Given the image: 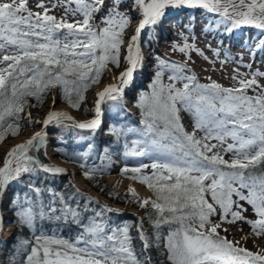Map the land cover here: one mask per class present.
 <instances>
[{"label": "snow or ice", "instance_id": "snow-or-ice-1", "mask_svg": "<svg viewBox=\"0 0 264 264\" xmlns=\"http://www.w3.org/2000/svg\"><path fill=\"white\" fill-rule=\"evenodd\" d=\"M121 2L122 0H113L107 14L101 17L104 26L97 29L93 21L103 11L105 0H64L61 5H53V8H64L65 15L59 20L48 14L49 9L42 0L37 4L42 12L36 13L28 10L27 0H0V50L6 46L16 49L12 54H5L0 58V139H3L5 131L19 129L18 122L7 123L6 127L5 124L9 119L15 118L18 121L22 118L20 113L25 106H29L27 97L42 100V93L50 87L60 85L68 98V104L78 109L83 96L77 88L78 99H73V89L69 88V84L75 86L76 81H70L67 77L75 76L80 80L87 78L95 82V78L101 74L100 68L95 67L97 64L103 67L106 61H111L119 66V46L123 43V33L132 19L128 13L119 11ZM72 4H75V8L71 7ZM132 4L134 10L139 11L141 19L128 44L129 54L125 59L129 67L120 74L121 86H108L97 94V116L100 115V105L105 97L114 101L122 98L123 87L131 82L133 71L141 61V32L146 25L157 24L166 8L187 6L216 13L221 17L217 24L230 25L226 27L227 31L241 24H251L264 30V0H250L249 3L245 0H239L238 3L236 0H132ZM131 10L133 9L129 11ZM69 13L73 17L79 13L83 19L69 23L66 19ZM233 16L238 18L233 19ZM61 29L66 32L60 33ZM57 34L63 35V44ZM30 37H35V41ZM41 40L44 42H40ZM191 47L185 44L179 47V51L184 53ZM256 47L257 50L264 49V43L257 44ZM157 59L159 70L150 84L152 92L150 95L141 93L137 102V106L141 108V124L144 128L128 129L130 132H139L141 139L132 141L130 151L126 145L124 156L153 158L151 167L159 184L156 194L158 200L165 201V204L151 203L160 217L154 221V226L158 229L162 223L173 222L164 216L166 210L180 224L178 229L170 231L166 237L164 247L167 249V259L172 264H261L264 262V255L234 247L231 241L219 236L217 229L224 222L246 220L242 215V206L232 199L235 195L252 206L258 219L247 222L257 236L264 235V174L257 176L250 171L255 164H264V85H260L255 79L256 76L264 77V73H251V79L238 80L239 88L228 89L216 83L199 84L195 77L183 74L182 65L162 57ZM165 67L172 69L167 94L163 87H158ZM177 81L183 82L182 88L175 87ZM248 89L257 94L248 96ZM217 100L219 107L215 103ZM177 104L192 111V133L184 132L182 125L175 122L173 114L178 111ZM72 119L67 113L50 111L42 123L47 127L53 121L60 123L62 120ZM100 123V119L94 118L87 122H74V127L95 130ZM197 130L204 132L203 140L196 137ZM108 133L117 138L125 134L124 129L115 125L110 126ZM12 134L17 132L13 131ZM45 136L44 132H36L7 153L4 164L0 167V194L10 181L20 178L22 174H36L41 170L53 174L66 172L62 168L41 164L27 154L30 148L38 149L44 144ZM227 137L233 141L224 149L225 152L233 153L235 158L231 162L225 161L219 154H207L217 147L207 141L216 139L223 144ZM88 147L91 148L92 145L89 144ZM107 151L106 148L105 152ZM82 155L86 159L88 154ZM73 160L79 162L76 158ZM219 165L226 166L230 171L223 170ZM80 166L86 169L83 175L87 179H93L103 172V168L89 167L86 163H81ZM147 167L149 165L141 163L130 171L140 173ZM128 171L125 166L121 173ZM131 178L136 179L135 176ZM140 179L149 188L153 187L150 177L142 176ZM29 188L35 191L36 200L25 194L24 203L16 211L17 223L34 228L37 216L40 219L45 216L49 219L54 217L57 220L63 217L66 221L70 216L71 222L81 227L82 231L74 241L43 234L36 236V244L31 247L27 264H141L131 248L128 225L112 227L104 219V211H112L111 209L105 206L89 217L85 224L79 209L68 205L61 195L59 203L63 207L57 208L56 200L53 199L47 208L40 202L37 212L41 189L31 183ZM243 189L248 190L247 195L243 193ZM76 191L79 193L80 189ZM209 193L212 202L205 198ZM92 203L90 199L87 200L85 210ZM139 204L143 208L149 201L144 200ZM233 206L240 211L233 210ZM58 212L60 215H57ZM213 215H219L221 223H213L210 219ZM138 228L140 238L145 241L147 248L149 244L142 226L138 225ZM22 243L27 245L29 242Z\"/></svg>", "mask_w": 264, "mask_h": 264}, {"label": "rangeland", "instance_id": "rangeland-1", "mask_svg": "<svg viewBox=\"0 0 264 264\" xmlns=\"http://www.w3.org/2000/svg\"><path fill=\"white\" fill-rule=\"evenodd\" d=\"M125 0H122L119 11L121 13H128L132 19L130 21L129 26L125 29L123 33V43L119 46L120 51L118 55L119 60V66L118 67H112L110 65H106L105 67V76L101 79V84L104 80L112 81L115 83L113 86H121V80H120V74L124 72L128 67V63L125 59V57L129 54L127 51L128 44L130 43L131 36L134 34L135 28L138 26V23L141 19V15L138 10H130V7L125 5ZM41 0H27V8L33 13L36 12H42V9L37 7V4L40 3ZM44 5L49 9L48 14L55 16L58 20L64 17V8L63 7H55L53 8V5H61L63 4L64 0H42ZM238 3L239 0H236ZM246 3H249L250 0H245ZM113 0H105L103 11L96 15L94 18V25L97 29L102 28L104 25L101 23V17L105 14H107L109 7L112 6ZM133 5V4H131ZM72 8H75V4L71 5ZM187 6H181V8L177 9L174 13L175 14H169L166 17H162L156 25H146L143 31L140 35L139 40V50L141 54V61L137 65V67L141 64L144 67V71L140 72L137 67L133 71L131 82L123 87L122 92V98H118L117 100H112L108 97H105L103 103V106L101 108L100 115L97 116L96 111L93 110L92 104L89 103V97L92 93V90L95 86H93L91 89H89L86 93V97L84 102L81 104V107L79 110H74L71 107H69L66 104L59 103L57 99V92L55 90H51L48 94L45 103L41 108L36 109H27L23 114V120H22V128L20 131V134H23L25 132H31L38 130L40 128L46 129L44 130V133L47 135L55 133V121L51 122L47 127L43 125V120L46 118L47 114L50 111L53 110V107L59 105H65L67 106L73 114H76L79 118L81 117L83 122L90 121L94 118L100 119L101 123L100 126L95 130L90 129H78L74 127V120H76L75 123H80V119L77 117L74 118L72 124H65L64 132L63 134L57 138H50V144L46 147L44 144H42L38 149H34V158L38 160L41 164H43L40 159L37 156V151L41 150V153L43 154L44 158L49 163L48 166L52 167H58L65 169L66 172L63 174H66L65 181L71 182L72 185H74L77 189H80L81 192L87 194L90 198L97 200L101 203L102 207L104 208L106 206L107 209H111L115 212H124L129 213L130 215L134 216L137 221L134 223L133 228H138V225L142 226V228H146L145 224V207L150 205L153 200V195L151 192L142 184L131 180L127 177H122L118 175L117 170H120L127 167H132L137 165V157L128 156L125 159H121L120 155H110L107 154L105 151L100 153V155L97 153L99 152L101 146L105 143L107 140L106 138V128L111 126V121L113 118L120 119L124 122H138V111L136 108V104L139 100L136 98V94H138L140 91H144L147 93L151 88L150 84L155 79L156 72L158 69V59L157 57L165 58L166 60L170 62H175L176 64L182 65L184 67V75L186 76H192L195 77V80L199 82L200 84H212L216 83L219 84L222 88H228V89H237L239 88L238 80L240 79H251V73L248 71H240L238 69H233L230 71L229 75H225L218 72V75L216 76L215 73H213V69H203L200 66V63L204 61L200 46L202 42L196 41V43H193L194 39L190 37V34L182 33L181 30H173L172 27H167L165 24L170 23L173 24L176 19H182V14L185 13ZM168 9H171V7H168ZM246 10V8L244 9ZM203 12V11H201ZM165 13V12H164ZM209 13V12H208ZM26 14V13H25ZM187 14V13H186ZM211 16L221 17L216 13H209ZM187 16V15H186ZM233 19H236L238 17L233 16ZM67 21L69 23H74L77 20H82L83 17L78 13L75 17H73L70 13L66 17ZM160 25L161 29H165L164 36L161 37V32L158 31L160 29H156L157 25ZM181 28V27H180ZM236 29L246 31V30H255L258 32H264V30L258 29L255 26L251 24H247L245 26L239 25L238 27H235ZM151 29L157 30V35L154 36L156 40L157 46L156 47H149V44L147 43V40L149 39V32L147 31ZM66 30L61 29L60 33H64ZM160 32V34H159ZM153 33V32H152ZM127 34H129L127 36ZM58 38L61 40L62 44L64 41L63 35L57 34ZM145 36L148 38L145 40ZM33 41H35V37H30ZM40 42H44L41 40ZM126 44L125 48L124 45ZM185 44L191 45L192 47L190 49H186L184 53H181L179 51V47L184 46ZM148 45V46H147ZM175 46V47H174ZM135 48V45H133ZM15 47H8L6 46L3 50H0V58L3 57L5 54H12L15 52ZM240 51L238 49L234 50V53H239ZM199 53V54H198ZM222 64V63H221ZM239 68V67H238ZM172 74V69L169 67H165L162 73V76L160 77L159 85L158 87H163L164 91L167 93V85L171 83L169 81V75ZM234 77H236L234 79ZM255 79L260 85H264V78H261L260 76H256ZM176 88H182L183 82L177 81L175 83ZM258 91V90H257ZM246 94L248 96H254L257 93L253 92L252 89H248ZM112 95H116V93H112ZM53 98L55 100V103H50V99ZM57 102L59 104H57ZM217 107H219V101H215ZM178 111L176 112L177 117L180 120L181 125L183 128L187 131L192 133L193 132V124H194V117L192 111L186 110L183 105L177 104L176 105ZM57 112V111H55ZM31 119V123H30ZM79 119V120H78ZM66 121V120H62ZM41 132V130H40ZM197 138L203 140L204 138V132L197 130L196 133ZM18 137V136H17ZM16 137L8 138L13 139ZM8 139H6L4 142H6ZM3 142V143H4ZM209 144H215L217 147L213 150V152L207 153L208 155L211 154H219L225 161L231 162L232 159H234V155L232 152H225L224 149L227 147V144L233 143L230 137L225 138V141L223 144H221L220 141L216 139H211L207 141ZM2 143V144H3ZM66 143H70V148H65ZM89 144L92 145L91 148H89ZM133 145H129L127 150H131ZM75 154L81 155L84 153H87V160L92 161L96 164V167L103 168V172L98 182L103 184V187H109L111 192L109 194H104V192L96 189L93 185H90L86 182L85 178L81 174V170L73 163L71 160L75 158ZM83 156V155H81ZM103 157V159H102ZM65 158L66 160H64ZM68 158V159H67ZM84 158V156H83ZM93 163V164H94ZM46 165V164H44ZM124 166V167H123ZM73 169V170H72ZM73 171H76L86 182V184L89 186L91 191L95 192V196L90 195L87 191L83 190L80 185L76 182L75 176L72 174ZM48 175H52L53 173H47ZM108 175H115V178L112 182H108L105 179V176ZM21 179H23L26 183L30 184L32 181L34 174H22ZM128 181L135 182L140 186L145 187L149 192L150 195L146 198H141L137 196L133 191H129L130 184H127ZM210 183V181H208ZM64 184V183H63ZM132 190V189H131ZM243 193L246 195L247 189L242 190ZM120 196V197H119ZM10 194H7L6 201L10 202ZM117 198H123L125 201L124 203H118L115 200H118ZM209 202L211 201V196L208 194L205 197ZM232 199L234 201H237L242 206V215L246 218V220H237L235 223H222V226L217 229V232L221 238H225L228 241H231L233 243V246L238 249H246L247 251L257 254V255H264V235L257 236L252 229V226L247 221H255L258 219L256 216L252 206L247 203V201L239 200V197L233 195ZM144 200H148L149 204L145 207H140L139 202H143ZM233 210L240 211V209L233 206ZM106 214L108 211H105ZM9 214L7 213L6 217ZM5 217V219H6ZM213 223H221L220 216L219 215H213L210 217ZM231 219V217H229ZM5 221V220H4ZM7 225H4V228L2 232L6 229ZM11 226V228L8 230V235L4 241L0 240V262L1 259V253L4 251L3 246L6 245L7 238L9 237L10 233L12 232L14 226ZM121 238H123L121 236ZM164 253V251H162Z\"/></svg>", "mask_w": 264, "mask_h": 264}, {"label": "trees", "instance_id": "trees-1", "mask_svg": "<svg viewBox=\"0 0 264 264\" xmlns=\"http://www.w3.org/2000/svg\"><path fill=\"white\" fill-rule=\"evenodd\" d=\"M243 26L247 24H241ZM106 65H110L112 67H118L116 64H113L111 61H106L104 63L103 67H100L99 64H97L95 67L100 68V76L95 78V82H92L85 78L84 80H80L78 77L75 76H68L67 78L70 81L75 80L76 85L73 86L71 83L69 84V88H72V97L74 100L78 99L76 96V89L78 88L80 91V94L83 96V100L79 103V108H73L71 107L67 102V96L64 94V89L62 86L57 85L55 87H50L46 92L42 93L43 96L42 100H37L36 97H27V103L29 106H25L22 113H20V118L18 121L15 118L9 119L6 121L5 127L7 126V123H19L20 127L19 129H10L3 133V139H0V145L8 138L17 137L20 134L21 128H22V120H23V114L27 109H36L41 108L43 104L46 101V98L51 90H55L57 92V99L59 103H63L68 105L74 110H79L81 107V104L84 102L86 93L89 89H91L93 86L100 83L101 79L105 76V67ZM91 66V65H90ZM85 71H87L85 69ZM197 82V81H196ZM199 83V82H197ZM200 84V83H199ZM9 95L11 92V89L9 87L8 89ZM152 92V89H150L147 93L144 91H140L138 94H136L137 100H139L140 94L145 93L150 95ZM165 94H167L165 92ZM7 103V101H5ZM34 105V106H30ZM136 108L138 111V122H124L120 119L113 118L111 121V126L115 125L118 128L124 129V135H121L119 138L115 135H111L108 133L109 126L106 128L105 132L106 134V141L101 146L99 152H97L99 155L105 149L107 148V154L110 155H120L121 159H125L124 153L126 151V145L127 148L129 145H133V140L141 139V136L139 132H130L128 129L136 128V129H143L144 125L141 124L142 119V112L141 108H139L136 104ZM175 122L181 125L179 118L177 117V114L174 113ZM161 125H163V122H161ZM183 127V126H182ZM15 131L17 134L13 135L12 132ZM184 132H187L183 128ZM190 133V132H187ZM197 137V134H195ZM170 144L171 142L168 141ZM70 148L74 150L70 143H66L65 148ZM75 158L79 160V162H74V160H71L80 170L82 176L83 172L86 170L85 168H82L80 166L81 163H86L87 166H96V164L92 161H89L81 155L75 154ZM213 155V154H211ZM37 156L40 159V161L43 164L49 165L47 160L44 158L43 154L41 153V150L37 151ZM66 160L65 158H63ZM68 159V158H67ZM138 163L135 166L127 167L129 171L125 174L121 173L120 169L117 170L118 175L122 177H127L131 180H134L142 185H144L153 195L152 202H159L161 204H165V201L158 200L157 197V190L159 188V184L157 183L156 177L153 175V169L151 167V164L153 163V158L144 156V157H137L136 158ZM94 163V164H93ZM141 163L149 165V167L144 168L141 170L140 173H132L130 171L133 167H138ZM220 168H222L225 171H230V169L226 168L224 165H219ZM250 171L254 175H261L264 174V164L257 163L254 167L250 168ZM104 173V172H102ZM24 175V174H23ZM101 174H97L93 179H87L85 178L86 182L90 185H93L96 189L104 192V194H109L111 192L109 187H103V184L98 182V179ZM158 175V173H157ZM135 176L136 179H132L131 177ZM142 176H148L151 178V182L153 184L152 188L148 187L147 183L141 182L140 177ZM22 177V176H21ZM18 178L16 180H12L7 185V191L8 194H10V202L9 203V212L8 216L6 217L4 224L5 225H12L14 226L12 232L10 233L9 237L7 238V243L5 246H3L4 251L1 253V259L2 261L0 264H27V257L31 253V247L32 245L36 244V236H40L43 234L44 236L48 237H56V238H63L65 240L74 241L76 237L79 235V233L82 231L81 227H79L76 223L71 222V217L69 216L67 221L62 217L61 219L57 220L54 217L52 219L47 218L45 216L44 219H40L39 216H37L35 220V227L29 228L27 226H21L19 223H17V216L16 211L18 210V207L20 204L24 203V197L25 194L30 196L33 200H36V193L32 189L29 188V184L26 183L23 179ZM34 179H32L31 184H34L36 188L41 189L39 201H37V212L39 211V203L42 202L45 208L52 202L53 199L56 200V207L61 208L63 205L59 203L60 196L62 195L65 198V201L68 205H70L72 208L76 209L78 208L81 212L82 216L81 219L83 223H88V218L95 215V212L102 210V205L99 201L94 200L90 198L87 194L83 192L77 193L76 187L71 184V182H66V174H52L48 175L47 173L43 172L42 170L38 173L34 174ZM64 183V184H63ZM50 190V191H49ZM248 190L246 191L247 195ZM210 194V193H209ZM211 196V195H210ZM120 197V196H119ZM93 201L92 204L88 207L87 210H85V202L87 200ZM118 200H115L118 203H124L123 198H117ZM16 201L14 204L13 202ZM151 202V203H152ZM145 213V224L146 228L143 229V233L145 235V238L148 241L149 246L145 248V241L141 240L140 238V229L139 228H133L134 223H136L137 219L130 215L129 213L124 212H115V211H104V219L107 220V223L112 227H123L124 225H128V235L131 238V248L134 252L135 258L141 262V264H172L171 261L167 259V249L164 247L166 241V237L169 235L170 231H174L180 227L179 222L175 219V216H173L172 213L167 212V210L164 213V216L166 218L171 219L173 222L171 224L169 223H162L160 227L157 229L154 226V221L159 219V213L157 209H154L151 204L145 207L144 210ZM57 215H60L58 212ZM176 215H179L177 213ZM151 218V219H150ZM159 237V239H158ZM23 241H28L29 243L27 245L23 244ZM43 243V241H41ZM55 247V246H53ZM164 251V253L162 252ZM40 256H43V252L41 251Z\"/></svg>", "mask_w": 264, "mask_h": 264}, {"label": "bare ground", "instance_id": "bare-ground-1", "mask_svg": "<svg viewBox=\"0 0 264 264\" xmlns=\"http://www.w3.org/2000/svg\"><path fill=\"white\" fill-rule=\"evenodd\" d=\"M125 5L133 9L134 6L132 4V0H125ZM181 8V6L171 7V9L166 8L165 13L163 14V18L168 16L169 14H175L174 12ZM184 14H182V19H176L173 24L166 23L167 27H172L173 30H181L182 33L190 34V37L194 39L193 43L196 41L202 42L200 46V50L203 56L204 61L200 63V66L203 69H213V73L216 76L219 73L229 75L230 71L233 69H238L240 71H248V72H262L264 73V49L257 50V44L264 43V32H258L255 30H246L242 31L236 28H232L231 31H227L226 27H230V25L225 24H217V21L220 20L219 17L211 16L205 9L202 8H189L186 7ZM203 11V12H201ZM187 13V14H186ZM187 15V16H186ZM156 27V25H155ZM181 27V28H180ZM156 29H160L158 31L161 32V37L165 34V29H161L160 25H157ZM148 30L149 39L147 43L149 44L148 49L152 46L153 48L157 46L156 38L154 36L157 35V30ZM153 32V33H152ZM159 32V34H160ZM129 34H127L128 36ZM148 37L145 36V40ZM126 44L124 45L125 48ZM148 46V45H147ZM238 49L239 53H234V50ZM218 53V54H216ZM222 63V64H221ZM250 65V67H247ZM239 67V68H238ZM137 69L140 72L144 71V67L140 64ZM264 78V77H261ZM115 83L112 81L104 80L101 84L95 86L92 90V93L89 97V103L92 104V108L95 111L96 101L98 99L97 94L103 91L108 86H113ZM53 98L50 99V103L52 104ZM53 110L57 112L67 113L68 116L72 117V121L74 118L78 117L76 114H73L71 110L65 105H59ZM79 118V117H78ZM80 122H83L81 117L79 118ZM78 119V120H79ZM51 123V122H50ZM49 123V124H50ZM54 123V122H53ZM72 124L71 121H61L60 123L54 124L55 133L45 136L44 145L47 147L50 144V138L57 139L59 138L63 132L65 124ZM52 124V123H51ZM43 128V127H42ZM42 128L25 132L20 136L8 139L6 142L0 145V167L3 166L4 161L6 159L7 153L17 144L27 141L30 139L36 132H40L43 130ZM28 155L34 156V149L29 150ZM14 166V165H13ZM73 170V169H72ZM75 176L76 182L80 185V187L87 191L90 195L95 196V192L91 191L89 186L83 180V178L76 172L72 173ZM115 178V175L105 176V179L108 182H112ZM127 183V181H126ZM127 184H130V188L132 191L141 198H146L150 195V192L143 186L138 185L135 182L128 181ZM7 188L3 190L2 194H0V202L5 201L7 198ZM6 212H0V218L2 216H6ZM11 226L7 225L6 229L2 232L0 231V240L4 241L8 235V230Z\"/></svg>", "mask_w": 264, "mask_h": 264}, {"label": "water", "instance_id": "water-1", "mask_svg": "<svg viewBox=\"0 0 264 264\" xmlns=\"http://www.w3.org/2000/svg\"><path fill=\"white\" fill-rule=\"evenodd\" d=\"M105 99V98H104ZM104 99L102 100V102L104 101ZM101 102V105H100V107L102 108V106H103V103ZM57 104H59L58 102H57ZM75 122H76V120H74ZM44 130H46V129H43V130H41V132H44ZM7 188V187H6ZM0 212H6V213H8L9 212V203H8V201H1L0 202ZM7 215V214H6ZM5 217L6 216H2L1 218H0V231H2L3 230V228H4V220H5ZM261 264H264V262H261Z\"/></svg>", "mask_w": 264, "mask_h": 264}]
</instances>
